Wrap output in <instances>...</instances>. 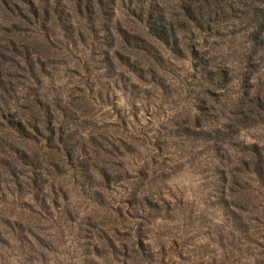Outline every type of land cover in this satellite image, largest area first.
I'll list each match as a JSON object with an SVG mask.
<instances>
[{"label": "trees", "instance_id": "obj_1", "mask_svg": "<svg viewBox=\"0 0 264 264\" xmlns=\"http://www.w3.org/2000/svg\"><path fill=\"white\" fill-rule=\"evenodd\" d=\"M118 2L124 24L115 21L116 0H0V201L19 197L26 208L25 217L0 218V237L42 256L49 244L43 226L52 225L61 238L57 223L64 216L75 224L73 240L84 242L87 263L96 256L108 264H171L168 248L155 254L146 243L147 225L160 217L152 212L155 200L145 196L139 202L144 216L134 217L114 196L117 184L136 172L126 160L136 136L116 106L110 108L115 122L109 114L108 122L99 121L103 94L93 88L91 64L101 52L105 73L119 72L124 83L132 75L166 91L174 63H189L184 85L196 105L181 117L196 141L219 151L243 131L264 127V81L253 85L261 68L256 57L264 52V0ZM235 49H242L240 91L228 100L234 70L223 52ZM70 60L74 70L67 73L77 78L72 90H46L43 77L67 69ZM223 101L218 122L215 106ZM238 153L242 171L225 170L223 181L227 198L247 206L233 207L254 216L238 242L251 247L243 251L250 264H264V147ZM80 190L85 198L94 191L95 205L92 219L78 223L70 202ZM14 218L25 228L12 224Z\"/></svg>", "mask_w": 264, "mask_h": 264}, {"label": "rangeland", "instance_id": "obj_2", "mask_svg": "<svg viewBox=\"0 0 264 264\" xmlns=\"http://www.w3.org/2000/svg\"><path fill=\"white\" fill-rule=\"evenodd\" d=\"M116 1L115 21L124 24L125 13L118 0ZM237 38L239 42L242 41L239 36ZM241 52L242 49L223 52L227 63L234 70L231 86L225 93L228 100L240 91ZM96 54L100 56L101 52L96 51ZM98 56L95 63L91 64V80L96 92L103 94L99 109L101 111L98 112L101 118L99 121L106 122L105 115L109 114L107 116L113 117L109 123L115 122L113 120L117 115L110 108L112 105L116 106L117 112L129 122L130 132L136 136L132 151L126 154L127 162L134 166L136 172L129 180L117 184L114 196L120 203L127 202L126 208L134 217L144 216L139 210V202L149 196L157 205L152 212L162 218L154 219L147 225V246L155 254L168 248L169 255L173 257V260H168L171 264H223V261L224 264H250L248 251H243L251 247L247 244L241 246L239 242L241 227H250L248 220L254 216L233 207L235 205L238 208L241 204L247 206L240 200L227 198L229 192L222 173L225 170L242 171L239 161L243 156L238 153L241 148L252 144L264 147V127L243 131L219 151L214 150V147H206L196 141L191 128L184 123V117H181L184 110L196 105L192 98L195 95L193 89L184 85L185 77L189 76L187 72L191 71L189 63H174L173 72L171 71L167 80L168 87L166 91H162L138 81L132 75L128 76L130 81L124 83L117 78L119 72L105 73V64ZM256 60L261 68L254 78L255 86L258 85L257 79L264 81V52L258 54ZM69 62L71 65L67 69L57 67L50 78L43 77L46 90L62 94L72 90L77 78L67 73V70H74L73 61ZM223 105L224 101L215 106L214 118L218 122ZM154 161L157 162L156 165ZM145 162L150 166L142 169ZM93 192L88 190L87 198L81 190L73 194L70 210L75 211V222L92 219L95 204L89 196ZM132 195L134 200L128 202ZM246 199L252 202L249 196ZM247 210L250 212L251 209ZM24 211L26 208L19 197H8L5 203L0 201V218H6L10 214L25 217ZM62 218L57 223V228L65 232L61 238L52 229V225L43 226L47 235L45 239L49 244L48 249L42 250V256L34 253L36 248L33 246L19 245L10 237H0V264H108L96 256H91L87 263L86 249L82 247L84 242L79 240L76 243L73 240L71 228L75 224L69 223V219L64 216ZM11 223L21 222L14 218ZM93 223L97 225L98 222ZM22 226L25 228L23 224ZM225 252H230L226 260L223 258ZM182 255L186 260L180 258Z\"/></svg>", "mask_w": 264, "mask_h": 264}]
</instances>
